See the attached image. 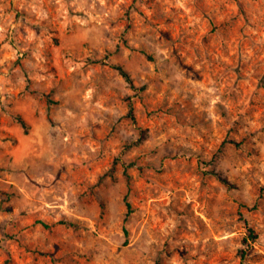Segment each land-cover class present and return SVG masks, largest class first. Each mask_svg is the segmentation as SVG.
I'll return each mask as SVG.
<instances>
[{"label":"rangeland","instance_id":"374dc122","mask_svg":"<svg viewBox=\"0 0 264 264\" xmlns=\"http://www.w3.org/2000/svg\"><path fill=\"white\" fill-rule=\"evenodd\" d=\"M0 264H264V0H0Z\"/></svg>","mask_w":264,"mask_h":264},{"label":"trees","instance_id":"16d2710c","mask_svg":"<svg viewBox=\"0 0 264 264\" xmlns=\"http://www.w3.org/2000/svg\"><path fill=\"white\" fill-rule=\"evenodd\" d=\"M116 67L120 70V72L126 77V79L132 84L135 85L134 79L132 77V75L130 74V72L121 64L116 65ZM131 117L134 121H136V116L135 113L133 111V109H131ZM21 123L27 128L28 126V122L26 121V119L23 116L19 117ZM146 132V130H144V133ZM247 224L249 225V220L246 219ZM258 238V233L256 232V230L249 225V234L248 236L245 238V241L248 243V245H251V243L253 241H255ZM244 254L243 256H245L246 251H243Z\"/></svg>","mask_w":264,"mask_h":264}]
</instances>
